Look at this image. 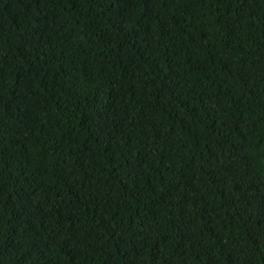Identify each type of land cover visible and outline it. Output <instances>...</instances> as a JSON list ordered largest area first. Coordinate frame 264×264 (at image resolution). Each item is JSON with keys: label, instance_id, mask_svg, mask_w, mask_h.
Masks as SVG:
<instances>
[{"label": "trees", "instance_id": "trees-1", "mask_svg": "<svg viewBox=\"0 0 264 264\" xmlns=\"http://www.w3.org/2000/svg\"><path fill=\"white\" fill-rule=\"evenodd\" d=\"M0 264H264V0H0Z\"/></svg>", "mask_w": 264, "mask_h": 264}]
</instances>
